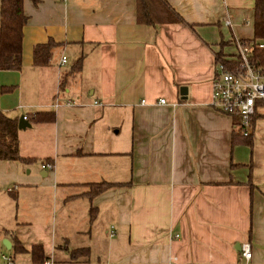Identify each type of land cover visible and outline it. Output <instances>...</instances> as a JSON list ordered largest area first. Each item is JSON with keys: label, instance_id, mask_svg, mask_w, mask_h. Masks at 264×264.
Segmentation results:
<instances>
[{"label": "crops", "instance_id": "obj_1", "mask_svg": "<svg viewBox=\"0 0 264 264\" xmlns=\"http://www.w3.org/2000/svg\"><path fill=\"white\" fill-rule=\"evenodd\" d=\"M166 2L183 21L141 24L137 0H24L22 68H0V111L27 116L30 160H0V264H44L16 241L67 264H242L249 241L264 264V107L248 146L212 105L216 55L257 37L256 0ZM40 111L55 120L32 121Z\"/></svg>", "mask_w": 264, "mask_h": 264}, {"label": "trees", "instance_id": "obj_2", "mask_svg": "<svg viewBox=\"0 0 264 264\" xmlns=\"http://www.w3.org/2000/svg\"><path fill=\"white\" fill-rule=\"evenodd\" d=\"M36 3L38 0H34ZM137 21L141 24H161L167 22L183 21V18L176 13L166 2V0H137ZM28 22V15L24 10V0H1V22H0V68L3 70H19L22 68V42L24 26ZM255 28L256 36L264 37V0H256L255 4ZM57 45L53 40L47 43L38 44L34 48V64L36 66H46L50 64L52 50ZM83 57L76 60L72 67V72L77 73L82 70ZM64 83H62V86ZM264 107V105L262 106ZM258 113L255 115L256 119ZM56 118L55 112L40 111L32 115L30 119L34 122H51ZM238 130L234 133L233 144L243 143L248 146L254 144L253 131L249 135H244L236 123ZM0 160L24 161L20 154L19 125L18 119L9 117L0 111ZM251 187H254L250 179ZM112 186L110 183H96L93 185L92 195L96 196L100 192ZM10 232V231H8ZM14 240L17 238L14 235ZM14 251L30 252L34 263H42L46 260V255L42 245H34L29 251L19 241H16ZM18 244V245H17ZM87 252L86 249L76 250L73 255L77 256Z\"/></svg>", "mask_w": 264, "mask_h": 264}, {"label": "built area", "instance_id": "obj_3", "mask_svg": "<svg viewBox=\"0 0 264 264\" xmlns=\"http://www.w3.org/2000/svg\"><path fill=\"white\" fill-rule=\"evenodd\" d=\"M227 24L231 21L227 20ZM236 52L231 57L216 55V75L213 79L212 105L218 111L236 115L239 127L244 135H249L253 129V119L260 107L264 105V37L235 40ZM68 62L63 56L62 64ZM161 102H166L161 99ZM145 101L142 100V104ZM71 104V102H68ZM57 105H61L60 102ZM27 119V116H24ZM44 167L52 169L51 163ZM116 235V229L111 227L110 236ZM242 264H250L252 246L249 241L240 247ZM4 264H12V258L4 256ZM44 264H67L45 260Z\"/></svg>", "mask_w": 264, "mask_h": 264}, {"label": "water", "instance_id": "obj_4", "mask_svg": "<svg viewBox=\"0 0 264 264\" xmlns=\"http://www.w3.org/2000/svg\"><path fill=\"white\" fill-rule=\"evenodd\" d=\"M28 126H30V123H29L28 121H25L24 116H22V117L20 118V120H19V127H20L21 129H24V128L28 127ZM4 244H5L6 247H8V248L11 247V242H10L8 239L4 240ZM239 247H241V246L239 245Z\"/></svg>", "mask_w": 264, "mask_h": 264}]
</instances>
